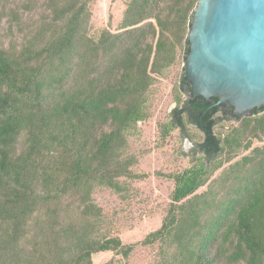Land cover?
<instances>
[{
	"label": "trees",
	"instance_id": "trees-1",
	"mask_svg": "<svg viewBox=\"0 0 264 264\" xmlns=\"http://www.w3.org/2000/svg\"><path fill=\"white\" fill-rule=\"evenodd\" d=\"M94 1L0 0V264H95L156 244V264H264V106L241 117L194 96L185 70L162 139L190 125L202 138L162 174L174 189L161 226L134 244L103 232L94 193L124 197L123 179L148 177L129 140L180 51L186 67L198 0H128L115 32L90 35ZM218 119L235 125L218 133Z\"/></svg>",
	"mask_w": 264,
	"mask_h": 264
},
{
	"label": "rangeland",
	"instance_id": "rangeland-1",
	"mask_svg": "<svg viewBox=\"0 0 264 264\" xmlns=\"http://www.w3.org/2000/svg\"><path fill=\"white\" fill-rule=\"evenodd\" d=\"M128 0H95L90 5L91 21L89 34L96 35L102 29L115 32L121 24ZM5 31L6 24L0 26ZM185 53L180 51L179 60L160 77L151 90L150 103L152 118L139 123V131L130 138L129 152L139 158L134 167L139 174H148L141 180L123 181L128 186L124 197L107 188L96 190L95 203L102 208L103 232L118 236L125 244L140 242L147 234L158 229L166 215L174 182L162 174L177 173L186 168L196 154V142L202 138L195 126H188V133L175 129L165 140L162 139L161 125L170 120L176 107V87L185 70ZM186 99V95H182ZM232 120L218 119L216 131L226 134L234 126ZM190 136V137H189ZM263 143L255 142L254 146ZM204 190L202 188L199 192ZM158 244L139 245L128 259L111 252L96 254L95 264H156Z\"/></svg>",
	"mask_w": 264,
	"mask_h": 264
},
{
	"label": "water",
	"instance_id": "water-1",
	"mask_svg": "<svg viewBox=\"0 0 264 264\" xmlns=\"http://www.w3.org/2000/svg\"><path fill=\"white\" fill-rule=\"evenodd\" d=\"M185 72L194 96L244 117L264 106V0H198Z\"/></svg>",
	"mask_w": 264,
	"mask_h": 264
}]
</instances>
